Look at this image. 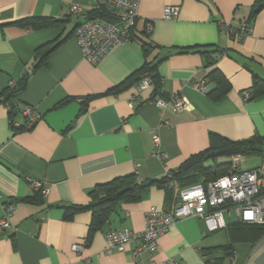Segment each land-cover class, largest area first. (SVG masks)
Instances as JSON below:
<instances>
[{
	"label": "crops",
	"instance_id": "1",
	"mask_svg": "<svg viewBox=\"0 0 264 264\" xmlns=\"http://www.w3.org/2000/svg\"><path fill=\"white\" fill-rule=\"evenodd\" d=\"M253 3L141 0L133 41L92 64L83 58L75 32L94 10V0H0V92L11 80L26 76L12 120L23 126L21 109L26 105L40 116L32 128L19 130L11 125L7 105L0 104V218L5 206H12L10 228L0 232V264H137L133 254L139 241L123 252L109 253L104 235L121 229L141 232L150 208L174 204L164 188L153 185L140 200L123 201L92 233L90 211L65 220L62 207L88 204L95 186L116 178L135 175L138 181H161L189 157L207 150L212 135L233 142L261 137V154L250 156L258 162L247 170L262 166L264 94L252 99L251 71L264 79V8L251 17ZM71 6L79 7L80 13L69 15ZM167 6L179 8L176 20H163ZM25 18L62 23L39 30L13 24ZM219 22L234 28L248 22L251 32L239 40L237 33L221 31ZM140 39L157 47L146 53ZM215 45L228 50L214 67L230 84L218 101L208 95L214 85L206 79L204 56L196 50L178 53ZM46 46L50 48L47 65L35 68L40 60L37 50ZM147 62H159L156 72L163 97L156 98L167 100L163 110L151 103L152 88L139 91L137 84L127 83L104 95L133 74L130 82L143 77L146 71L140 70ZM191 82H205L206 92L195 91ZM243 94L250 98L243 101ZM177 97L185 99L190 109L176 112ZM153 134L166 155L163 161L152 156ZM34 183L48 190L43 204L20 203L36 191ZM177 191L174 186V198ZM224 221L225 229L209 233L200 218L179 219L160 237L158 249L141 253L139 259L148 264H165L167 259L213 264L224 257L223 247L230 245V255L222 264H264V233L257 236L251 228L235 227L246 224L234 216ZM84 241L82 252L71 250Z\"/></svg>",
	"mask_w": 264,
	"mask_h": 264
},
{
	"label": "built area",
	"instance_id": "2",
	"mask_svg": "<svg viewBox=\"0 0 264 264\" xmlns=\"http://www.w3.org/2000/svg\"><path fill=\"white\" fill-rule=\"evenodd\" d=\"M141 0H94V9L101 10L108 15L110 20L92 19L85 20L78 25L75 32V41L84 59L97 64L103 60L115 47L131 42L130 32L135 28L139 15ZM80 13V8L71 6L69 15L75 16ZM179 17V8L167 6L164 8L162 18L165 21H173ZM221 31L235 35L243 40L247 37L251 28L243 23L237 28L219 22ZM148 29L151 27L148 25ZM221 57H224L221 56ZM220 57V58H221ZM16 81L11 80L9 87H14ZM191 88L197 92H206L205 82H191ZM152 88L149 77L143 78L138 84L139 91ZM249 99L248 94H243V101ZM151 103L158 109L163 110L168 102L162 98H155ZM176 112L190 109L189 104L183 98L177 97L173 102ZM21 114L24 118L23 126L12 123L13 128L30 129L40 119V116L31 106H23ZM152 156L163 161L166 155L160 151V139L157 135L152 136ZM243 156L234 155L229 159V169L226 175L210 181L205 185L196 184L178 190L176 201L172 206L162 209L150 208L144 218V229L141 232H132L128 229L110 230L104 235L106 251L116 250L123 252L132 242L139 241L140 245L133 256L138 260L137 264L144 263L139 259L141 253H154L159 247V239L165 235L170 227L179 219L197 217L203 220L206 230L213 233L226 228L224 216H234L242 224L264 225V160L260 168L242 170ZM172 173L167 172L165 179L166 187L173 189L171 182ZM33 188L39 190L42 196L47 195L48 190L41 183H34ZM12 211L11 205L4 208V216L0 218V232L10 228L9 216ZM84 244H74L71 250L75 253L82 252ZM165 264H179L174 259H167Z\"/></svg>",
	"mask_w": 264,
	"mask_h": 264
},
{
	"label": "trees",
	"instance_id": "3",
	"mask_svg": "<svg viewBox=\"0 0 264 264\" xmlns=\"http://www.w3.org/2000/svg\"><path fill=\"white\" fill-rule=\"evenodd\" d=\"M263 8L264 0H254L250 11V16H254ZM96 18L110 20L106 13L101 10L94 9L88 16L87 20H92ZM60 23L62 22L51 18H25L13 24L21 26L23 28H32L34 30H39L57 26ZM245 23L248 24V22ZM134 29H132L130 32L131 41H133L134 39ZM140 43L146 53L149 50L157 47L150 40L146 41L140 39ZM192 50H196L205 58V69H207L206 79L209 81V83L214 85V89L210 91L208 95L215 101L220 100L230 90V84L227 79L220 73V71L214 66L221 56H228V50L220 49L219 46L215 45L205 46L202 48L181 49L178 51V53H188ZM49 51L50 48H48V46L39 48L37 50V55H39L40 60L35 68L41 65H47ZM249 59L252 60V58ZM158 63L159 62L155 64L148 62L145 63L140 70L146 71V74L143 77L130 82L134 77L133 74L124 82H122L118 87L106 92L104 95L115 93L116 91H118V89L125 86L127 83L138 84L143 78L149 77L152 83V99L154 100L157 96H161V79L156 72ZM251 74L253 81L251 86V93L252 99H255L264 94V79L260 78L252 71ZM27 81L28 78L25 76L19 81H17L14 87H8L6 90L0 92V104L7 105L8 116L11 120V125L13 123L12 119L18 113V97L21 95V93L24 92L27 85ZM93 98H88L87 100L90 101ZM87 100L84 102L85 104H87ZM262 141L263 140L261 137L254 136L253 138L246 141L233 142L227 140L226 138L217 135H212L210 137L209 148L185 160L179 167V169L172 173L171 182L174 186L177 187V190L196 184L205 185L210 181L216 180L226 175L229 169V159L232 156H259L262 152ZM212 152H219L218 157H223L224 161L217 162V157H215V159L208 158L207 155ZM166 183L167 180L165 178H163L161 181H138L135 175L116 178L111 182L95 186L93 190L90 191L88 194V204H74L70 206H63L62 208L64 210L65 220H71L79 212L90 211L91 221L89 229L90 233H92L96 230H99L108 221L110 215L117 210L120 203H122L123 201L136 202L140 200L142 195L146 191H148V189L153 185H160L162 188H164L169 200L173 199L172 202L174 200L176 201V198H174V188L168 189L166 187ZM123 191L125 192L122 193ZM19 202L31 205H41L43 204V197L41 192L39 190H36L31 195L20 199ZM235 227H246L247 229L251 228L255 232V234H257V236L262 235L264 233V225L244 226L236 224ZM223 249L225 251L224 257L215 260L213 264H222V260H224L225 257H228L230 255V253L227 254L228 249H231L230 245L224 246ZM206 264L209 263L206 262Z\"/></svg>",
	"mask_w": 264,
	"mask_h": 264
},
{
	"label": "rangeland",
	"instance_id": "4",
	"mask_svg": "<svg viewBox=\"0 0 264 264\" xmlns=\"http://www.w3.org/2000/svg\"><path fill=\"white\" fill-rule=\"evenodd\" d=\"M222 161H224L223 157H217V162H222ZM257 162H258V158L256 157H244L240 168L242 170L250 169L251 167H253L254 165L253 163H257ZM224 217H225V220L228 221L227 215H225Z\"/></svg>",
	"mask_w": 264,
	"mask_h": 264
},
{
	"label": "water",
	"instance_id": "5",
	"mask_svg": "<svg viewBox=\"0 0 264 264\" xmlns=\"http://www.w3.org/2000/svg\"><path fill=\"white\" fill-rule=\"evenodd\" d=\"M218 156H219V152H212V153L207 155L208 158H213V159H215V157H218ZM124 192L125 191H123L122 193H124Z\"/></svg>",
	"mask_w": 264,
	"mask_h": 264
}]
</instances>
